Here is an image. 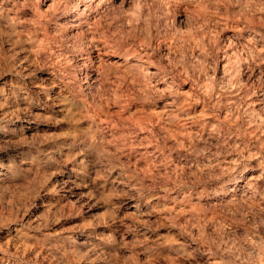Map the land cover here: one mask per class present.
Listing matches in <instances>:
<instances>
[{
	"label": "rangeland",
	"instance_id": "1",
	"mask_svg": "<svg viewBox=\"0 0 264 264\" xmlns=\"http://www.w3.org/2000/svg\"><path fill=\"white\" fill-rule=\"evenodd\" d=\"M0 264H264V0H0Z\"/></svg>",
	"mask_w": 264,
	"mask_h": 264
},
{
	"label": "bare ground",
	"instance_id": "2",
	"mask_svg": "<svg viewBox=\"0 0 264 264\" xmlns=\"http://www.w3.org/2000/svg\"><path fill=\"white\" fill-rule=\"evenodd\" d=\"M53 2V1H52ZM55 2V1H54ZM98 3V2H97ZM4 9V8H3ZM67 24H74L72 26L73 29H75V27L78 25V23H80V16L78 14L72 15L70 17L67 18ZM83 22V21H82ZM85 30V29H84ZM60 34V33H59ZM61 35V34H60ZM77 36V35H76ZM62 37V36H61ZM246 47V46H245ZM96 49V48H95ZM240 49V48H239ZM251 49V48H250ZM52 53V52H51ZM255 55V54H254ZM95 60V59H94ZM82 63V62H81ZM130 63V62H129ZM142 69V68H141ZM54 70V69H53ZM257 70V69H256ZM154 74V73H153ZM93 75V74H92ZM155 76V75H154ZM156 78V77H155ZM98 79V78H97ZM52 83V82H51ZM102 83V82H101ZM159 83V82H158ZM49 85V84H47ZM167 90V89H166ZM163 91V90H162ZM254 107V106H253ZM210 135V134H209Z\"/></svg>",
	"mask_w": 264,
	"mask_h": 264
}]
</instances>
